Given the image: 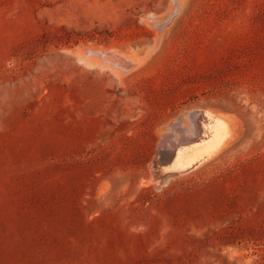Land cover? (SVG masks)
<instances>
[{"label":"rangeland","instance_id":"374dc122","mask_svg":"<svg viewBox=\"0 0 264 264\" xmlns=\"http://www.w3.org/2000/svg\"><path fill=\"white\" fill-rule=\"evenodd\" d=\"M205 110L232 143L158 185ZM0 264H264V0H0Z\"/></svg>","mask_w":264,"mask_h":264},{"label":"bare ground","instance_id":"6f19581e","mask_svg":"<svg viewBox=\"0 0 264 264\" xmlns=\"http://www.w3.org/2000/svg\"><path fill=\"white\" fill-rule=\"evenodd\" d=\"M175 1H177V0H175ZM175 5H176V3H174V6L171 8V11L175 10V7H176ZM170 7H171V5H170ZM168 11H170V10H168ZM170 14H172V12H170ZM167 18L168 19L170 18L169 15ZM163 21H165V20H163ZM170 22H167V23H170ZM158 26L161 27V26H163V24H159ZM162 29H163V27H162ZM86 54H88V53L86 52ZM88 57L89 56H87L86 59ZM109 57H110V55H109ZM116 57L117 56H115V58ZM93 58H95V56ZM122 58H123V56H122ZM97 59H98V57H97ZM103 66H104V64H103ZM127 70H129V68ZM117 71H119V68ZM189 117L191 119V120L190 119L189 120L192 123V125L189 123L191 125L190 128L186 127L189 129L182 128L181 124L179 125L181 127H177V125L174 124V125H171L170 128H172L173 133L176 132L177 134L175 133L176 135H173L172 130H171L172 135L167 134V135H164L161 137V138H163V137L164 138L161 140L160 146H164V147H165V145L168 146L170 152L166 156V161L168 163L165 167H163L160 170V174H159V175H164V179L159 178L157 171L155 173L156 180H157V181L156 180L155 181L157 182L158 185L164 184L170 178L182 175L184 173H188L189 171H192V170L200 167L201 165H203L207 161L211 160L212 158L216 157L218 154L223 152L232 143V141L234 139V133H233L232 129L230 128L228 122L226 120L222 119L221 117L213 114L210 111L205 110V111H202L200 113H196V112L193 113L192 112ZM174 123H176V122H174ZM185 123H187V122H185ZM164 132H168V129H167V131H164ZM161 187H162V185H161Z\"/></svg>","mask_w":264,"mask_h":264},{"label":"water","instance_id":"95a60500","mask_svg":"<svg viewBox=\"0 0 264 264\" xmlns=\"http://www.w3.org/2000/svg\"><path fill=\"white\" fill-rule=\"evenodd\" d=\"M170 152L168 146H160V150L157 153V159L155 161V167L158 175L160 174V170L167 165L166 156ZM160 179H164V175H159Z\"/></svg>","mask_w":264,"mask_h":264}]
</instances>
